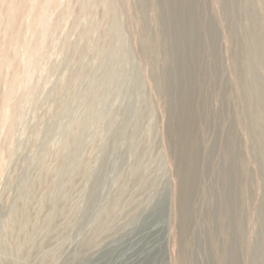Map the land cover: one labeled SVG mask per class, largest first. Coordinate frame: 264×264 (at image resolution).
<instances>
[{
    "label": "rangeland",
    "instance_id": "obj_1",
    "mask_svg": "<svg viewBox=\"0 0 264 264\" xmlns=\"http://www.w3.org/2000/svg\"><path fill=\"white\" fill-rule=\"evenodd\" d=\"M221 1L0 0V264H264V15Z\"/></svg>",
    "mask_w": 264,
    "mask_h": 264
},
{
    "label": "bare ground",
    "instance_id": "obj_2",
    "mask_svg": "<svg viewBox=\"0 0 264 264\" xmlns=\"http://www.w3.org/2000/svg\"><path fill=\"white\" fill-rule=\"evenodd\" d=\"M259 1V0H258ZM155 3V2H154ZM220 4H222V1L220 0ZM259 8L257 9L258 12H259V15L261 17V11L264 15V0H261L259 1V4H258ZM218 7V6H217ZM259 15L257 13H253L251 14L250 16V27L251 29L253 30L254 28H256V26L259 24ZM263 17V16H262ZM264 19V18H263ZM2 20V17L0 16V21ZM263 21V20H262ZM263 23V22H262ZM263 31H264V25L261 26ZM254 35V33L252 34ZM257 36V35H256ZM252 37V36H251ZM257 38L259 39V36H257ZM256 41V42H255ZM255 41L253 40V44L250 46V62L247 63V67H246V77L248 79L251 80V82L253 81V84H254V94L256 95L257 97V101H260L261 105H262V108H264V79L262 78V76L259 75V73H263L264 74V59H263V52H262V48L260 46V43L258 42L259 40H257L255 38ZM4 60V58H2ZM5 63L4 66H7L8 65V62H9V59H5L3 61ZM258 69H261L263 71H260L258 73ZM264 77V76H263ZM247 95L248 92L247 90H245ZM252 95V94H251ZM254 100V99H253ZM253 128V127H252ZM199 136V135H198ZM263 144V147H264V143ZM205 152V151H204ZM260 158H262V154H260ZM230 159V158H229ZM228 159V160H229ZM230 161V160H229ZM227 163V161H226ZM231 165V164H230ZM264 165V164H263ZM200 169V168H199ZM198 171H201V170H198ZM197 171V172H198ZM196 172V173H197ZM197 175V174H196ZM199 175V173H198ZM197 175V176H198ZM231 175H235V171L232 170L231 171ZM201 176V175H199ZM194 178H195V175H194ZM199 178V177H198ZM189 190L192 191L193 190V187L192 185L189 186ZM233 198H234V195H230L229 197V202L233 201ZM262 202H263V205H264V195H263V198H262ZM234 203H231V204H226V205H229V206H233ZM264 235V234H263Z\"/></svg>",
    "mask_w": 264,
    "mask_h": 264
}]
</instances>
